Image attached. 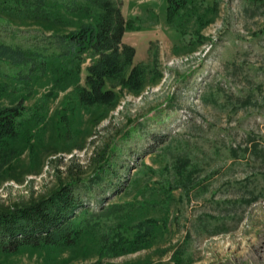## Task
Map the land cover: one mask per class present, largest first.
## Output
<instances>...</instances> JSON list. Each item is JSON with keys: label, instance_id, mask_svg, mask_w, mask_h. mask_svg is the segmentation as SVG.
<instances>
[{"label": "rangeland", "instance_id": "obj_1", "mask_svg": "<svg viewBox=\"0 0 264 264\" xmlns=\"http://www.w3.org/2000/svg\"><path fill=\"white\" fill-rule=\"evenodd\" d=\"M1 1L0 44L33 52L36 59L59 50L53 33L73 27L10 14ZM68 1L43 5L57 11ZM117 1L127 21L123 42L134 46V63L146 65V84L137 93L117 84V100L102 115L103 106L78 103L74 84L46 94L52 78L34 72L21 119H33L37 110L43 120L20 125L11 143L19 153L0 173V209L49 194L67 179L71 159L89 176L95 153L112 142L107 165L118 178L113 186L101 183L98 194L92 190L90 209L157 201L144 216L165 226L145 247L103 261L264 264V0H187L171 18L168 0ZM89 62L85 56L81 84ZM29 65L0 57V83L12 88ZM161 184L169 194L151 191ZM110 217L102 219L109 224ZM96 259L94 252L23 249L1 256L0 264Z\"/></svg>", "mask_w": 264, "mask_h": 264}, {"label": "trees", "instance_id": "obj_2", "mask_svg": "<svg viewBox=\"0 0 264 264\" xmlns=\"http://www.w3.org/2000/svg\"><path fill=\"white\" fill-rule=\"evenodd\" d=\"M186 3L187 0H168V18L178 14ZM1 5L10 14L18 12L20 17L33 18L49 26L73 27L66 33H53L59 50L39 59L33 52L24 53L0 44V57L16 64H30L27 72H20L19 83L12 88L0 83V173L7 171L8 163L19 153L11 143L21 134L20 125L43 120L37 110L33 112V119H21L24 103L33 93L31 79L34 72L52 78V88L46 94L53 93V88L65 90L74 84L78 103L103 106L102 115L117 100V84L137 93L147 81L146 65L134 63V46L123 42L127 21L117 0H70L63 10L57 11L48 10L43 0H2ZM85 56L90 62L84 68V82L81 84ZM154 65L152 70L156 80L160 73ZM3 98H8L9 104H2ZM43 106L40 105L39 109ZM64 117L62 114L60 119L66 123L68 120ZM28 138V134L24 135V142L27 143ZM111 144L108 142L95 153L94 172L89 176H82L71 159L65 166L67 179L49 194L26 204L0 209V257L23 249L70 250L77 255L94 252L97 259L91 264H117L103 261V258L136 251L154 239L165 226L164 222L144 214L148 207L156 206L157 201L147 199L112 204L107 208L101 206L98 212L90 209L92 190L98 194L101 183L113 186L112 180L118 178L117 171L110 170L107 165ZM180 160L183 166L189 162L185 157ZM128 179L122 180L126 182ZM167 188L161 184L151 191L159 190L160 194L166 195L169 194ZM103 199L98 198V201ZM107 215L111 216L109 224L102 219ZM131 219L136 221L129 223Z\"/></svg>", "mask_w": 264, "mask_h": 264}]
</instances>
